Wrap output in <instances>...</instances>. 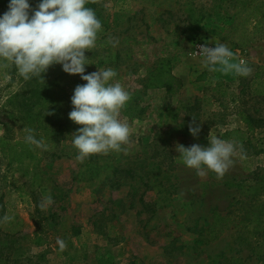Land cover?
<instances>
[{
  "label": "rangeland",
  "instance_id": "1",
  "mask_svg": "<svg viewBox=\"0 0 264 264\" xmlns=\"http://www.w3.org/2000/svg\"><path fill=\"white\" fill-rule=\"evenodd\" d=\"M98 1L109 25L98 33L95 49L99 52L111 47L120 54L116 63L99 66L86 51L90 64L85 74L106 68L118 73L116 80L131 94L121 110V119L129 124L131 135L121 151L101 154L110 157L116 171L96 193L74 179L85 162L76 159L72 145L76 131L53 146L48 144V151L36 148L40 160L26 176L10 168L0 152V211L1 207L10 209L22 219L24 237L16 243L15 254L22 260L30 257L31 261L22 264H88L83 262L85 256L103 257L116 264H229L231 257L241 258L243 264H264V231H254L249 222L257 210L264 218V192L256 197L245 192L247 186L264 177V126L247 135L242 145L244 157L238 147L234 164L222 179L211 171L201 175L184 166L176 151L177 144L206 147L208 140L221 138L225 130H245L237 115L240 109L264 118V97L255 93L257 81L264 82V34L240 50L207 31L221 27L226 19L206 18L201 28L189 29L182 12L186 0ZM252 1L253 5L262 2ZM193 3L204 11L212 7V0ZM234 4L228 2L225 7L232 13L234 6L230 5ZM115 13L119 17L114 22ZM127 34L133 38L124 43ZM214 43L226 45L237 61H247L251 75L239 77L204 68L202 57L192 52H198L200 45L214 47ZM162 59L182 79L177 95L145 86L148 73ZM1 74L0 136L10 109L6 99L21 84L19 73L13 80L3 70ZM77 77L79 82L63 88L62 93L69 99L77 85L86 83L80 75ZM218 81L221 86L212 90ZM196 97L202 100L196 102ZM179 101L190 102L191 106L178 112L177 123L170 120V115L159 119L161 110L176 107ZM193 119L201 128L195 138L188 130ZM19 136L15 129L13 137ZM35 173L40 181L47 182L46 195L52 196V204L46 203V195L37 184L31 186ZM30 189L37 196L40 215L34 211ZM142 202L150 203L152 208L145 210ZM215 213L224 218L217 228L220 237L205 243V228ZM3 222L1 229L6 228ZM35 236L41 237L39 244L32 242ZM58 239L66 245L63 250Z\"/></svg>",
  "mask_w": 264,
  "mask_h": 264
},
{
  "label": "clouds",
  "instance_id": "2",
  "mask_svg": "<svg viewBox=\"0 0 264 264\" xmlns=\"http://www.w3.org/2000/svg\"><path fill=\"white\" fill-rule=\"evenodd\" d=\"M88 0H39L32 9L29 0H9L7 11L0 14V64H11L25 80L39 78L54 65H61L62 71L80 75L86 83L77 85L70 98L72 110L68 118L80 125L72 135V145L77 151L76 159L83 163L96 154L119 152L131 135L129 124L121 119V110L131 99V94L116 80L118 73L112 68L85 74L89 58L85 52L97 47L98 33L102 24L92 8L86 7ZM115 46V42H113ZM202 57V66L208 71L221 70L239 77L251 75L252 68L247 61L235 59L231 49L222 43L214 47L200 45L199 51L192 52ZM195 138L201 128L196 119L188 127ZM23 141L42 151L49 145L44 137L37 138L31 127L23 129ZM245 153L242 145L219 136L208 140V146L193 144L190 147L177 144L176 151L184 166L205 170L222 179L234 164V157ZM52 204L50 194L44 197ZM11 216H4L10 222ZM60 250L66 245L57 241Z\"/></svg>",
  "mask_w": 264,
  "mask_h": 264
},
{
  "label": "trees",
  "instance_id": "3",
  "mask_svg": "<svg viewBox=\"0 0 264 264\" xmlns=\"http://www.w3.org/2000/svg\"><path fill=\"white\" fill-rule=\"evenodd\" d=\"M136 1V0H132ZM150 0H141L147 3ZM150 2H153L152 0ZM180 2L179 0L177 1ZM233 2L234 11L232 13L226 8L225 3ZM9 0H0V14L7 11ZM39 0H29L30 7L35 9ZM224 3V4H222ZM252 0H212V7L208 11L196 6L193 0H186L183 3L182 12L185 14L186 26L191 29H199L203 26L206 18L219 17L226 19L227 22L221 27H213L207 29L208 33L216 36L220 41L231 43L237 49H244L254 42L257 37L264 34V0L261 4H252ZM86 7L92 8L97 18L100 20L102 27L106 29L109 25V18L105 15L103 6L98 0H88ZM167 13H171L170 10ZM115 22L119 15H113ZM127 31H124V33ZM101 37L100 40H104ZM124 43H128L131 35H124ZM99 41V39H97ZM106 41H103L105 44ZM93 50V51H92ZM90 51L91 56L95 57L99 66L110 65L116 63L119 59L120 51L111 47H103L98 52L95 48ZM106 50V51H104ZM0 70H3L5 75L9 76L10 80L15 78L18 70L11 64H0ZM48 72L52 75L48 76ZM42 80L33 78L25 81L21 77L19 89L9 95L6 99L7 105L10 106L7 112L8 121L4 124V133L0 136V152L2 157L7 161L10 168L16 169L21 176H26L31 168L38 164L40 157L36 151V147L28 145L23 141V129L31 127L35 130L37 138L44 137L48 144L52 146L60 139L67 137L72 131H77L80 125H76L68 118L69 112L72 110L70 99L64 95L63 88L67 84L79 82L77 75H70L62 71L61 65L54 64L50 66L46 72L41 74ZM0 77H3L2 74ZM70 80H67L70 78ZM221 81L216 83L212 90L221 86ZM145 86L148 88H163L168 95H177L182 89V79L171 72V67L168 61L162 59L148 73ZM255 93L264 97V82L257 81ZM200 97H196V102L201 101ZM190 102L179 101L176 107H166L158 114L159 119L170 115V120L177 123L178 112L188 110ZM194 106L190 108L193 109ZM240 121L245 125V130L232 129L222 132L221 138L235 142L238 146L243 145L247 140V135L252 134L256 128L264 126L263 117H254L245 110L240 109L237 113ZM3 122V121H2ZM18 130L19 137H13V131ZM116 171L115 164L110 157H104L101 154L92 155L80 165L75 176V180L81 185L89 186L93 193L99 192L105 183L111 177V173ZM38 173L33 174L31 186L37 184L40 192L46 195L48 185L46 181H40ZM33 189H30L32 201L35 203L34 211H39L38 199ZM245 192H250L251 196H257L260 192H264V177L261 180L245 188ZM249 195V196H250ZM143 208H152L150 203L142 202ZM261 208V206L259 205ZM262 211V210H260ZM3 217L8 215L13 217L10 222H3ZM257 212L252 213L249 218L251 225H254V231H264V218ZM40 215V211L38 213ZM5 225V229L0 226V264H22L23 261H31L30 257H24L15 254L16 243L24 237L22 229V219L17 213H13L10 209L1 207L0 222ZM224 221L218 213L214 214V219L210 225L205 228L204 242L208 243L215 241L220 237L217 231L220 223ZM36 225L39 222H35ZM222 231V230H221ZM41 237L35 236L32 241L34 244H39ZM11 251H14L12 254ZM79 254V253H78ZM84 263L90 264H116L110 259L103 257L88 258L84 257ZM229 264H243L241 258L231 257L228 260Z\"/></svg>",
  "mask_w": 264,
  "mask_h": 264
}]
</instances>
